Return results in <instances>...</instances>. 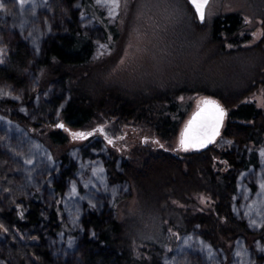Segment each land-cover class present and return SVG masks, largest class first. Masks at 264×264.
Returning <instances> with one entry per match:
<instances>
[{
    "label": "trees",
    "instance_id": "obj_1",
    "mask_svg": "<svg viewBox=\"0 0 264 264\" xmlns=\"http://www.w3.org/2000/svg\"><path fill=\"white\" fill-rule=\"evenodd\" d=\"M81 1L50 0V34L38 59L19 34L7 38L0 59L1 83L29 92L28 72L33 71L35 91L56 86L37 105L38 113L55 119L28 120L11 100L0 101V114L24 124L45 146L41 134L46 130L42 127L59 121L64 130L80 129L93 119L113 124L114 129L129 122L140 123L154 134L153 140L168 144L182 126L178 99L182 94H197L201 102L216 100L226 110V118L220 135L208 145L186 150L179 146L169 151L141 142L124 158L120 170L115 168L111 152L113 158L106 163L109 181L126 182L128 193L112 202L109 214L96 208L85 211L77 240L79 264H163L166 248L174 246L181 235L191 233L224 253L226 246L230 244L231 251L240 237L258 239L262 252L257 262L264 264V227L250 230L234 214L241 175L259 167L264 146V11L251 10L260 18L263 30L253 40L241 13L221 12L199 23L188 0H181L186 22L172 26L170 45L178 58L188 49L193 53L191 65L181 74L184 80L158 89L149 85L147 90H129L84 69L96 60L95 43L79 26L76 5ZM85 12H89L87 7ZM108 29L116 37L115 27ZM63 129L48 131L51 143H67ZM96 145V141L84 144L83 155ZM68 149L56 156L49 148L59 163L57 175H41L35 189L46 191L49 183L52 193L63 190L72 173ZM6 163L0 150V183L16 190ZM250 188L255 186L251 183ZM200 194L209 201L205 209L194 200ZM262 194L255 200L258 213L264 210ZM22 202L23 208L17 212H0V226L14 233V242L7 243L4 250L7 264H73L53 258L48 247V237L62 230L56 202L44 207L37 194ZM25 233L28 238L23 237Z\"/></svg>",
    "mask_w": 264,
    "mask_h": 264
},
{
    "label": "rangeland",
    "instance_id": "obj_2",
    "mask_svg": "<svg viewBox=\"0 0 264 264\" xmlns=\"http://www.w3.org/2000/svg\"><path fill=\"white\" fill-rule=\"evenodd\" d=\"M183 4L181 0H118V6L113 10L111 0L79 2L76 5L79 9V26L95 43L93 60L96 61L84 69L105 81L118 82L129 90H147L149 85L158 89L170 82L182 83L184 78L181 74L191 65L193 53H188V49L179 58L176 57L175 48L170 45V36L173 25L186 22ZM86 7L89 12H85ZM253 8L264 11V0H210L205 18L209 21L221 12H239L250 28L253 40H256L263 30L260 18L251 12L255 11ZM50 14V0H0V59L5 54L7 38L18 34L33 49V55L38 59L41 47L50 34ZM111 26L115 27L116 37L109 32ZM28 75L31 79L29 92H20L0 82V101L15 102L28 120H54V116L38 113L37 105L56 86L51 85L47 91L37 92L34 72L29 71ZM32 91L35 92L31 98ZM260 96L258 92L257 97ZM199 97L197 94H182L178 97L183 112L181 129L190 113L201 103ZM103 122L93 119L80 129H63L68 136L64 146L54 145L47 138L49 130L57 129V122L42 127L46 130L41 134L45 146L24 124L0 114V150L7 158L8 171L14 175L17 185L15 190L10 184L0 183V212L4 209L16 212L21 210L22 200L36 194L44 207L56 202L62 230L47 239L55 259L79 264L77 240L83 231L81 220L85 211L96 208L109 214L112 202L128 193L126 182L109 181L106 163L113 158L111 152L115 155V168L120 170L124 158L141 142L144 145L149 143L164 147L169 151L180 146L181 129L178 136L167 144L158 138L153 140L154 134L143 124L129 122L114 129L113 124ZM77 133L84 135H74ZM93 141L98 145L90 147L87 155H83L81 147ZM49 148L56 156L69 148L68 157L72 167L71 176L63 185V190L53 193L49 183L46 191L34 188L41 175H57L59 163ZM263 171L264 146L260 150L259 167L241 175L234 205L235 216L245 221L247 228L254 231L264 227V210L256 212L255 201L264 193ZM251 183L255 189L250 188ZM194 200L200 209L209 206L205 195H196ZM13 234L6 227L0 226V264H7L4 250L7 243L14 242ZM28 236L25 233L23 237ZM230 247V244L227 245L224 253L211 248L196 233L184 234L174 246L172 244L166 248L163 264H258L257 258L262 252L260 240L240 237L234 242L231 251Z\"/></svg>",
    "mask_w": 264,
    "mask_h": 264
},
{
    "label": "water",
    "instance_id": "obj_3",
    "mask_svg": "<svg viewBox=\"0 0 264 264\" xmlns=\"http://www.w3.org/2000/svg\"><path fill=\"white\" fill-rule=\"evenodd\" d=\"M210 0H208L209 3ZM189 2V0H188ZM190 3V2H189ZM207 3V5H208ZM193 12L195 14V17L197 19V21L199 23H203L205 20V14H206V8L207 5L205 7V12H204V19L201 20L199 15L196 13L193 5L190 3ZM204 100H210V101H214L216 105L219 106L220 109L223 110V118L221 120H219V126L218 129H216V113L215 110L212 108H207L205 107L202 103H200L188 116L185 124L183 125L181 132H180V137H179V142L181 140L182 134L185 131V128L189 126V122L192 121L191 127H190V131H189V136H188V147L189 148H193L196 146H200L202 145H208L212 142H214L217 137L220 135L221 130L223 128L224 125V121L226 118V110L222 107V105L217 102L216 100L213 99H204ZM201 109H204L203 111H201ZM197 113H199V115H197ZM196 117L195 120H193V117ZM195 145V146H193ZM180 147L185 149L184 147L181 146Z\"/></svg>",
    "mask_w": 264,
    "mask_h": 264
},
{
    "label": "snow or ice",
    "instance_id": "obj_4",
    "mask_svg": "<svg viewBox=\"0 0 264 264\" xmlns=\"http://www.w3.org/2000/svg\"><path fill=\"white\" fill-rule=\"evenodd\" d=\"M189 2L193 5L196 13L199 15L200 19L203 20L204 19V12H205V7L208 3V0H189ZM111 3L113 5V10H115V7L118 6V0H111ZM205 107L207 108H212L215 110L216 113V129H218L219 126V120H221L223 118V110L219 108L218 105L215 104L214 101H210V100H203L201 102ZM204 109H201V111H203ZM197 115H199V113H197ZM196 117H193V120H195ZM192 121L189 122V126L185 128L184 133L182 134L181 140H180V144L182 147L185 148V150L188 147V136H189V131H190V127H191ZM62 127V125H60ZM77 136H83V133H77L74 134ZM109 143H111V141H109ZM195 146V145H193ZM202 146V144L200 145Z\"/></svg>",
    "mask_w": 264,
    "mask_h": 264
},
{
    "label": "flooded vegetation",
    "instance_id": "obj_5",
    "mask_svg": "<svg viewBox=\"0 0 264 264\" xmlns=\"http://www.w3.org/2000/svg\"><path fill=\"white\" fill-rule=\"evenodd\" d=\"M60 125H62V124L60 122H57V126L59 127V129H63V125H62V127Z\"/></svg>",
    "mask_w": 264,
    "mask_h": 264
},
{
    "label": "bare ground",
    "instance_id": "obj_6",
    "mask_svg": "<svg viewBox=\"0 0 264 264\" xmlns=\"http://www.w3.org/2000/svg\"><path fill=\"white\" fill-rule=\"evenodd\" d=\"M263 202L262 200H259V205L262 206Z\"/></svg>",
    "mask_w": 264,
    "mask_h": 264
}]
</instances>
